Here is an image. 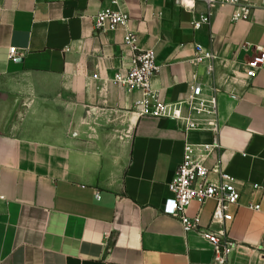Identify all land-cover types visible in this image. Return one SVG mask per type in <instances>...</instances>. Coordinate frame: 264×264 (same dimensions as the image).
Here are the masks:
<instances>
[{
    "label": "crops",
    "instance_id": "obj_1",
    "mask_svg": "<svg viewBox=\"0 0 264 264\" xmlns=\"http://www.w3.org/2000/svg\"><path fill=\"white\" fill-rule=\"evenodd\" d=\"M240 2L247 19L216 6L193 30L202 2L192 13L183 0H125L126 26L98 32L99 0H0V264H216L206 240L161 211L185 142L217 145L205 164L240 191L225 264H264V67L244 71L264 50V0ZM127 33L154 51L149 86L170 115L141 114L142 92L115 82L133 53ZM196 44L214 55L209 74ZM195 84L212 112L188 109ZM214 205L186 212L216 231Z\"/></svg>",
    "mask_w": 264,
    "mask_h": 264
},
{
    "label": "built area",
    "instance_id": "obj_2",
    "mask_svg": "<svg viewBox=\"0 0 264 264\" xmlns=\"http://www.w3.org/2000/svg\"><path fill=\"white\" fill-rule=\"evenodd\" d=\"M107 5L93 17L94 29L98 32L112 31L124 28L129 20L128 13L122 9L125 0H99ZM187 1L190 4H187ZM195 1L205 5L203 12L193 15L191 27L198 30L210 24L216 6L229 5L235 7L233 20L247 19L251 12V6L242 4L240 0H183L184 7L194 11ZM124 43L131 46L132 54L127 71L116 73L115 82L129 89H138L142 92V99L138 102L141 114L152 116H168L166 105L158 103L156 95L150 89V79L157 72L155 64V53L153 50H138L134 45V36L127 33ZM259 55L252 56L244 64L245 76L252 79L257 72L264 67V50L257 47ZM15 48H9L8 59H16ZM136 51V52H135ZM214 55L211 50L196 44L194 47V62L202 64L205 72L212 71V60ZM203 90L200 84L191 86V95L186 102L189 110L196 112L210 111L215 108V100L202 98ZM150 99L153 101L151 104ZM203 148V155L197 153ZM217 145L197 146L185 142L181 162L178 165L171 181L167 184L170 196L164 200L161 209L162 214L176 217L184 234L196 233L206 240L214 253L216 264H225L226 259L233 249V242L228 236L225 225L234 218V209L238 206L240 191L236 186V179L223 170L220 166L208 167L205 164L206 157L210 151L216 149ZM255 190L262 186L254 184ZM214 202V209L210 217V224L221 225L219 230H212L210 226H202L199 214L189 216L186 212L191 203L202 206L206 201ZM250 209L259 210V204L249 205Z\"/></svg>",
    "mask_w": 264,
    "mask_h": 264
}]
</instances>
